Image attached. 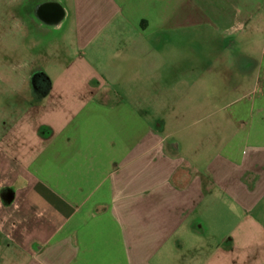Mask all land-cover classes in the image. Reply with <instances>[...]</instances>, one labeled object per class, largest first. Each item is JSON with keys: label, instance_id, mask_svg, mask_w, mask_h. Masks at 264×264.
<instances>
[{"label": "crops", "instance_id": "crops-1", "mask_svg": "<svg viewBox=\"0 0 264 264\" xmlns=\"http://www.w3.org/2000/svg\"><path fill=\"white\" fill-rule=\"evenodd\" d=\"M32 2L76 51L0 63V264H264V0Z\"/></svg>", "mask_w": 264, "mask_h": 264}, {"label": "rangeland", "instance_id": "rangeland-1", "mask_svg": "<svg viewBox=\"0 0 264 264\" xmlns=\"http://www.w3.org/2000/svg\"><path fill=\"white\" fill-rule=\"evenodd\" d=\"M32 0L26 1H20L12 6V8L9 9V7L12 4V0H0V25L3 23H7L8 17V9L10 11H14L16 14L22 13V9L25 7L28 11L31 10V7L33 6ZM69 21H67L64 25V28L62 32H51V34H48L46 37H43V32L41 31L40 27L37 26V31H34L32 34V38H24L23 34L20 31L21 27L14 23L12 24L17 31L16 34L9 31L6 27H0V63H22L26 59L32 58L34 64L39 63L40 61V42L42 37L43 38H49L51 39L53 45H55V48H52L50 50L51 54H47L48 52L44 53V58L49 60H55L57 58L58 61H67L70 60L73 54L75 53L74 44L72 42L71 37V27L69 25ZM34 27V26H33ZM42 32V33H40ZM47 40V39H45ZM29 41L32 42V49L27 51L26 49H23L25 46V43H29ZM49 42V41H48ZM13 44H15V47H12ZM26 44V45H27ZM50 44V43H49ZM36 46V47H35ZM42 57V58H43ZM3 74V71H0V75ZM7 87L0 84V92H6ZM9 91V90H8ZM7 91V92H8ZM11 92V91H10ZM223 98L221 97L220 100ZM3 102L4 98H2ZM1 101V103H3Z\"/></svg>", "mask_w": 264, "mask_h": 264}, {"label": "flooded vegetation", "instance_id": "flooded-vegetation-1", "mask_svg": "<svg viewBox=\"0 0 264 264\" xmlns=\"http://www.w3.org/2000/svg\"><path fill=\"white\" fill-rule=\"evenodd\" d=\"M15 12L12 10V11H10L9 9H8V12H7V14H8V17H9V19L7 20V23H3V24H1L0 25V27H6V28H8V29H10V28H13L14 26L12 25L13 23L15 24L16 22H15V20L17 19L18 21H20L22 24H23V18L22 17H20L18 14H14Z\"/></svg>", "mask_w": 264, "mask_h": 264}]
</instances>
